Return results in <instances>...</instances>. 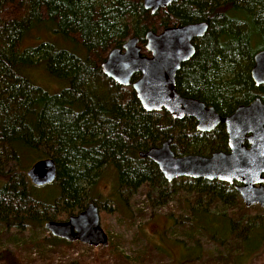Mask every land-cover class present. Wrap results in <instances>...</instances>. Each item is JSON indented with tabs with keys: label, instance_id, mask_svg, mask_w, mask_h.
<instances>
[{
	"label": "trees",
	"instance_id": "trees-1",
	"mask_svg": "<svg viewBox=\"0 0 264 264\" xmlns=\"http://www.w3.org/2000/svg\"><path fill=\"white\" fill-rule=\"evenodd\" d=\"M8 5H17L15 19L3 16ZM159 12L164 28L208 25L193 58L177 74L180 95L221 115L256 98L264 102V88H257L250 77L254 55L264 50V0H175ZM147 16L142 0H0V237L7 231L33 235L13 247L0 238V264H25L30 249L38 252V264H51V254L40 247L69 243L50 234L38 238L32 231L44 232L45 221L81 212L89 200L98 203L96 183L109 168L116 170L118 191L132 195L144 187L153 208L166 206L184 192L189 195L191 203L179 212L185 237L191 240L183 262L212 256L201 240L225 250L215 255V264H251L252 256L263 251L264 213L246 207L236 194L233 203L220 200L218 185L204 179L168 183L155 164L139 155L168 140L178 157L222 151L223 128L202 133L191 118L174 120L165 111L143 110L131 88L106 77L101 63L90 58L92 52L121 49L131 36L143 42L147 31H155L146 26ZM35 32L44 40L39 34L34 37ZM46 33L72 43L78 52L45 40ZM25 40L34 42L23 46ZM42 63L49 76L68 86L49 94L25 78L24 68ZM46 158L56 164V179L36 188L26 172ZM172 185L173 192L168 188ZM43 190L48 198L41 196ZM120 201L126 206L123 196ZM169 216L175 223L174 215ZM170 228L164 237L173 239L174 249H182L179 239L184 232L169 238L165 233ZM107 248L113 250L114 245L109 242Z\"/></svg>",
	"mask_w": 264,
	"mask_h": 264
},
{
	"label": "water",
	"instance_id": "water-1",
	"mask_svg": "<svg viewBox=\"0 0 264 264\" xmlns=\"http://www.w3.org/2000/svg\"><path fill=\"white\" fill-rule=\"evenodd\" d=\"M174 1L142 0V7L154 15ZM207 29V23L200 22L168 27L159 33L149 30L145 43H142L143 48L139 39L131 36L121 49L110 50L100 67L102 73L118 85L131 87L142 109L147 112L165 111L174 120L192 118L196 129L202 133L224 125L230 149L228 153L178 157L172 152L171 141L168 140L139 154L155 164L168 183L180 178L236 182L240 186H235V189L245 206L257 204L264 210V187H255L264 182V103L256 98L222 118L213 107L208 108L203 102L181 97L176 92L177 72L194 56L193 42L202 38ZM134 74L141 77L131 83ZM250 76L255 86H264V50L254 55ZM56 175L57 168L52 158L36 161L26 172L35 187L52 184ZM44 229L54 238L68 242L77 241L92 247L108 246V235L100 226L95 204H89L64 221H47Z\"/></svg>",
	"mask_w": 264,
	"mask_h": 264
},
{
	"label": "rangeland",
	"instance_id": "rangeland-1",
	"mask_svg": "<svg viewBox=\"0 0 264 264\" xmlns=\"http://www.w3.org/2000/svg\"><path fill=\"white\" fill-rule=\"evenodd\" d=\"M16 7L17 5L6 6L2 13L3 16L15 19L17 17ZM162 16V12L155 16L148 13L145 21L146 26L160 31V18ZM38 34L35 32L33 36L37 37ZM39 37L44 40L42 34H39ZM45 40L57 43L69 52H78L72 43L57 37L54 33H46ZM74 41L76 43L79 42L76 37ZM33 42V40H25L23 46H28ZM109 52L105 54L92 52L90 53V58L101 63L107 58ZM23 75L35 86L49 94L59 93L68 86V82L49 76L45 70V63L39 64L37 67L24 68ZM179 180L181 179H178L177 182ZM168 188L170 189L169 191L173 192L175 186H168ZM95 194L99 200L97 205L100 212V226L108 235V242L114 245V249L111 250L107 247L94 248L78 242L70 244L60 242L53 245V247H45L43 245L40 249L43 251L42 253L51 254V264H66L74 260L93 262V264H96L97 261H100L98 264H179L183 262V258L187 256L184 249L191 246V240H187L185 237L187 232L185 228H182L184 226L181 225L182 218L179 214V212L184 211L182 210L184 205L191 203V198L186 192L182 193L178 198H170L168 204L164 207L153 208L146 201V189L144 187L139 188L132 195L127 194V191L124 190L118 191L116 170L109 168L96 183ZM41 196L48 198L45 190L41 191ZM120 196H123L125 200L126 206L124 207L121 205ZM116 208H119V210H116ZM254 211H250L252 215ZM170 214L176 218H174L175 223L173 224ZM169 227L171 228L165 233L166 237L175 238L184 232V237L178 238L183 243L182 249L177 247L174 249L171 242L173 239L170 241L164 237L163 234ZM179 231L180 233H178ZM7 232V234L3 233L0 238L4 245L9 244L8 246L10 247L15 246L19 242L28 241L33 237V235L31 236V231H26L23 234L12 231ZM32 232L38 238L46 237L49 234L46 230L44 232L41 230ZM200 243L204 244L203 250L208 251L212 256L203 255L201 260L183 262V264H215L217 263L215 260L216 254L225 252L224 249L215 247L211 242H203L201 240ZM30 250L31 253L29 252ZM30 250L27 251L25 264H38V258L40 257L38 252ZM262 250L256 256H252L251 264H264V249ZM117 253H120L122 257L117 258ZM137 257H142L143 261L136 260ZM41 258H44V256H41Z\"/></svg>",
	"mask_w": 264,
	"mask_h": 264
},
{
	"label": "flooded vegetation",
	"instance_id": "flooded-vegetation-1",
	"mask_svg": "<svg viewBox=\"0 0 264 264\" xmlns=\"http://www.w3.org/2000/svg\"><path fill=\"white\" fill-rule=\"evenodd\" d=\"M162 11V10H161ZM159 12V11H158ZM198 23H200V22H198ZM182 26V25H181ZM169 27H177V26H169ZM166 28H168V27H166ZM166 28H164V27H162V24H160V28L159 29H161L160 31H154L155 33H159V32H161V31H163L164 29H166ZM147 33V32H146ZM205 36V35H204ZM203 36V37H204ZM202 37V38H203ZM145 38V37H144ZM202 38H197V39H195L194 40V42H193V45H194V47L196 46V43H197V41H199V40H201ZM142 43H145V40H143V42H140V40H139V44H140V46H142V48H143V44ZM143 55H146V56H149V54L148 53H146V52H143ZM193 58V57H192ZM191 58V59H192ZM190 59V60H191ZM189 60V61H190ZM188 61V62H189ZM188 62H186V63H188ZM102 63V62H101ZM185 64V63H184ZM183 65V64H182ZM181 65V66H182ZM180 69H181V67H180ZM180 69H179V71H180ZM252 69V68H251ZM178 71V72H179ZM178 72H177V74H178ZM141 76L139 75V74H134V76L132 77V79H131V83H133V82H135V81H137L139 78H140ZM176 77H177V75H176ZM251 77V76H250ZM252 82H253V80H252ZM255 85V84H254ZM37 87V86H36ZM257 87V86H256ZM259 87H263L264 88V86H259ZM129 88H131V87H129ZM258 88V87H257ZM132 89V88H131ZM63 90V89H62ZM61 90V91H62ZM133 91V90H132ZM176 92H177V90H176ZM178 93V92H177ZM179 94V93H178ZM180 95V94H179ZM181 97H184V96H182V95H180ZM184 98H190V97H184ZM192 99H194V98H192ZM260 99V98H259ZM197 100V99H196ZM261 100V99H260ZM199 101V100H198ZM262 101V100H261ZM264 103V102H263ZM205 104V103H204ZM205 106L206 107H208V108H210L211 106H208V105H206L205 104ZM237 108V107H236ZM215 110V109H214ZM235 110V109H234ZM234 110L232 111V112H230V113H228V114H225V115H221V114H219L216 110H215V112L220 116V117H227V116H229V115H231L233 112H234ZM186 118H188V117H186ZM185 119V118H184ZM192 119V118H191ZM183 120V119H182ZM194 120V119H193ZM195 121V120H194ZM196 123V122H195ZM217 128H223V130H224V133H225V148H223L222 149V151H217V152H224V153H228L229 151H230V149H229V147H228V141H227V134H226V131H225V127H224V125H222V124H220V125H218L215 129H217ZM215 129L214 130H212L211 132H207V133H214V131H215ZM197 130V129H196ZM198 131V130H197ZM200 132V131H199ZM246 147L248 148L249 146L248 145H246ZM212 154V153H211ZM211 154H209V155H211ZM209 155H206V156H209ZM262 177H264V174L262 175ZM208 181V180H207ZM54 183V182H53ZM209 184L210 185H213V186H216V185H218L217 187L221 190V192H222V197H221V199L220 200H222V201H225L226 203H233V201L234 200H232V196L233 195H235V196H237L240 200H241V198L239 197V195H238V193H237V191H236V189H235V186H240V184H238V183H236V182H234L233 184H229V183H224V182H219V181H217V182H214V181H209ZM220 184H221V186H220ZM48 185H51V184H48ZM45 186H47V185H45ZM260 186H263L264 187V182H261L260 184H257V185H255V187L256 188H258V187H260ZM42 187H44V186H42ZM36 188H41V187H36ZM230 188H232L233 189V191L230 189ZM230 190V191H229ZM237 198V199H238ZM242 201V200H241ZM89 204H95L96 206H97V208H98V212H99V207H98V203H96V202H94L93 200H89L87 203H86V205H85V207H84V209L89 205ZM247 207H255V208H257L260 212H262V213H264V210L262 209V208H260V206L259 205H257V204H253L252 206H247ZM83 209V210H84ZM82 210V211H83ZM211 211V210H210ZM99 216H100V212H99ZM70 217V216H69ZM68 217V218H69ZM67 218V219H68ZM64 220H66V219H63V220H49V221H64ZM47 221H45V223H46ZM45 223H44V225H45ZM43 225V226H44ZM57 239V238H56ZM59 240H61V239H59ZM61 241H65V240H61ZM65 242H67V243H74V242H68V241H65ZM77 242V241H76ZM79 243V242H78ZM81 244V243H80ZM83 245H85V244H83ZM86 246H88V245H86ZM90 247H92V246H90ZM94 248H96V247H94ZM103 248H105V247H103Z\"/></svg>",
	"mask_w": 264,
	"mask_h": 264
}]
</instances>
